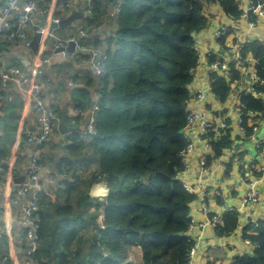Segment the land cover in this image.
I'll return each instance as SVG.
<instances>
[{
    "label": "trees",
    "instance_id": "16d2710c",
    "mask_svg": "<svg viewBox=\"0 0 264 264\" xmlns=\"http://www.w3.org/2000/svg\"><path fill=\"white\" fill-rule=\"evenodd\" d=\"M103 1L96 0L90 15L99 16ZM256 2L264 5V0ZM216 4L231 17L241 15V0L123 1L116 16V41L104 51L106 73L99 75L96 133L88 142L80 133L71 135L74 152L92 148L98 160L92 182L104 180L109 193L104 199L82 191L76 197L69 188L64 202L41 194L36 264H90L103 248L109 251L105 264L132 254H141L143 264H187L193 244L187 235L190 203L195 195L179 178L187 146L180 129L187 124L188 85L199 62L192 33L206 26L204 10ZM242 55L255 58L256 88L264 91V43L245 42ZM233 73V80L241 77L234 65ZM210 82L215 95L226 100L231 90L226 78L213 73ZM89 99L86 90L80 91L79 110L91 107ZM241 102L246 111L257 112L253 126H258L264 100L243 94ZM246 122L247 118L245 127ZM247 131L250 134L253 128ZM223 132L212 142L216 157L233 143L230 131ZM93 201L96 212L86 215L85 207ZM102 208L103 226L98 220ZM239 222L238 212H226L218 233L231 234ZM245 236L257 243V256H239L234 264H264V226L256 233L245 231Z\"/></svg>",
    "mask_w": 264,
    "mask_h": 264
},
{
    "label": "crops",
    "instance_id": "0c3cea01",
    "mask_svg": "<svg viewBox=\"0 0 264 264\" xmlns=\"http://www.w3.org/2000/svg\"><path fill=\"white\" fill-rule=\"evenodd\" d=\"M3 3L4 0H0V6ZM40 5L49 7L52 15L61 20L73 12L82 11V16L70 25L58 28L59 37L80 36L86 47L100 44L98 47L103 51L111 42L116 41L118 18L111 15L110 0L103 1L98 17L88 12L87 0H40ZM204 14L207 19L206 26L195 33L199 62L194 70L193 80L188 85L190 99L187 107L204 111L213 129L208 131L201 125L192 127L193 148L183 156L188 170L180 172L179 175L184 181L193 183L201 179L200 182L209 187L220 189L221 196L210 201L216 212L224 213L231 207L239 211L240 224L236 231L230 235H219L215 227L208 222V215L202 211L200 197L197 195L190 203V216L194 226L191 225L188 235L200 242L195 264H233L237 257L254 253L253 247L245 244L243 236V229L249 218L256 214L264 219V181L260 184L261 201L248 207L243 204L248 185L242 179L243 171L252 170L258 173L264 167V157L259 153L260 139L264 138V116L258 126H253L256 115L248 116L246 131L243 133L239 130L236 106L241 101L243 91L248 88V75L256 71L255 58L249 56L245 65H239L241 77L231 81L229 96L222 101L211 88V69L206 53L220 49L216 31L222 26L236 27V33H231L225 38V47L234 46L238 41L256 39L264 43V22L252 26L244 20L235 21L219 4L205 8ZM33 22L31 32L34 40L38 35L35 32L36 25H49V20L39 11L34 15ZM81 30H85L86 35L81 36ZM54 41V38H46L36 50L32 46H26L22 40L8 42L1 39L0 59L6 67L12 64L20 65L27 75L32 73L35 62H38L45 69L39 79L43 81L45 77H51V84H43L42 88L46 104L56 108L58 114L60 110H66L69 114L67 123L75 127L64 137L60 130L59 118L51 139L42 150L45 160L44 181L45 185L52 189L53 196L64 202L69 188H73L76 197L82 191L92 197L104 199L109 193L106 182H92V176L98 168V160L93 156L92 148L85 147L79 152H74L71 148V135L83 130L87 122L86 116L78 112L77 99L80 91L86 90L89 93V103L98 102L100 76L93 71V58L88 49L81 50L77 56L70 52L58 63L46 64L44 58H51L54 54ZM112 45L114 48V44ZM201 91H205L207 96L203 101H198L196 97ZM223 120L229 124L227 130L231 133L233 143L216 157L212 142L221 137L217 134ZM250 128H253V131L248 134L247 129ZM27 131L37 132L34 103L16 85L5 87L0 83V257H8L6 264H30L26 254L28 238L24 213L32 193L20 199L19 203L7 204L10 195L15 194L17 187L27 179L33 151V146L27 142ZM252 135H255V138ZM203 158L211 165V169L205 173L200 171ZM49 178H53V181H49ZM96 204L97 202L93 201V204L86 206L84 213H95ZM255 232L257 230L252 231Z\"/></svg>",
    "mask_w": 264,
    "mask_h": 264
},
{
    "label": "built area",
    "instance_id": "2783aa9c",
    "mask_svg": "<svg viewBox=\"0 0 264 264\" xmlns=\"http://www.w3.org/2000/svg\"><path fill=\"white\" fill-rule=\"evenodd\" d=\"M124 0H114L111 8V15L118 16L120 12V8L123 4ZM241 15L238 18H234L235 21H247L250 25L256 26L260 22H264V5L263 3H257L256 0H241ZM87 10L89 13H92L96 0H87ZM244 4V5H243ZM43 13L49 20V25L42 23L37 24L35 27V32L40 35L39 44L42 45L46 38L55 39L53 43L54 52L58 48L64 47L61 51L63 56L69 55L65 47L70 42H75L74 49L72 51L75 56L81 50L88 49L93 58L92 68L95 74L103 75L106 73V53L97 47H86L82 41H76L77 36L73 35L69 38L59 37L57 35V30L59 28V22L61 19L52 15V11L49 7H44L40 5V0H4V3L0 6V40L5 39L7 41H15L22 40L26 46L30 47L32 45V32L31 26L34 24L33 19L34 15L37 12ZM54 24V26H53ZM231 33H236V27H227L222 26L216 31V37L218 40V46L220 49L218 51H208L206 53V57L209 59V66L211 69V74L217 73L226 78L229 82V86L231 81L233 80V65L235 68L239 69V65L246 63L249 56L243 58L242 49L245 42H237L234 46L225 47V40L222 41L223 38H227V36ZM81 36L86 35L85 30H81ZM44 62L46 64H50L51 58L45 57ZM196 69V68H195ZM194 69V70H195ZM45 73V69L35 62V66L32 69V73L27 75L23 72L22 68L18 64H12L8 67L4 66L0 59V83L7 87L10 84H14L20 89H22L26 95V97L31 100L36 109L37 114V132L34 133L32 131H27V142L33 146V151L29 161L28 167V175L27 179L23 181L16 189V193L10 195L7 204H16L19 203L20 199L27 197L30 193L31 197H29L27 201V205L24 213V224H25V232L28 238V246L26 247L27 260L30 264H36L34 254L40 247V233H39V220L40 216L38 215L39 210V200L41 194H45L48 196H53V191L45 185L44 181V165L45 160L43 159L42 150L47 142L51 139L53 135V131L55 125L59 121V114L56 108L48 106L45 102L42 88L43 84H51V77H45L43 81L39 79L40 75ZM194 75V72H193ZM259 78L257 77L256 71H253L248 75V88L243 91V94H252L255 97L262 98L264 97V91H259L256 88V84L258 83ZM215 94V93H214ZM207 96L205 91H201L198 93L196 99L198 101H203ZM189 101V100H188ZM187 101V103H188ZM186 103V113H187V124L184 128V135L187 141L186 150L183 153V156L193 148V140L191 135L193 134L192 127L195 125H201L206 130H211L212 123L209 121L206 113L202 110L192 109L187 107ZM99 103L93 102L91 107L87 110H79L78 112L81 115L86 116L87 122L86 126L83 130L79 131L80 136L83 139L90 140L94 134L96 133V115L99 110ZM237 117L236 120L239 125V130L241 132L246 131L245 121L248 116L257 115L256 111L248 110L246 111V106L240 101L236 106ZM229 124L226 120L220 124V131H218L219 136L224 135L223 130L227 129ZM255 138V135H252ZM217 139V138H215ZM212 141V140H211ZM260 149L259 153L262 157H264V138L260 139ZM184 168L180 172H186L188 170L187 164L184 162ZM211 169V165L208 164L206 158H203L200 164V171L205 173ZM180 174V173H179ZM179 178H182L179 175ZM242 179L248 185V188L245 193V198L243 200V204L250 207L253 204H258L261 201V190L260 184L264 181V167L260 170V172H250L243 171ZM49 181H53V178H49ZM200 182L201 179H198ZM184 186L188 191L193 193L195 197L198 195L201 201V209L202 211L208 215V222L218 230L220 225L224 223V215L229 211H239L231 207L224 213L216 212L211 206L210 201L221 196V191L217 187H209L206 183L203 182H188L182 180ZM104 208V205H103ZM102 210L99 213L98 220L100 224L103 226V220L105 216V210ZM240 215V214H239ZM254 215V214H253ZM191 217V216H190ZM194 221L191 218V223L189 228L193 225ZM240 224V222H239ZM250 225L251 229L246 230V226ZM243 229V236L245 244L252 246L255 253V248L257 247V243L254 242L250 237L245 236V231L247 233H252L253 230H257L259 227L264 226V219L258 217V215H254L250 217L248 223ZM239 227V225H238ZM237 227V228H238ZM188 228V230H189ZM236 228V229H237ZM187 230V235H188ZM236 231V230H235ZM233 231L231 234H233ZM256 233V232H255ZM219 234V233H218ZM220 235V234H219ZM230 235V234H228ZM189 236V235H188ZM1 237V236H0ZM190 237V236H189ZM191 239V238H190ZM193 244L189 250L188 261L187 264H195V258L199 250L200 242L197 239H191ZM245 254V255H253ZM243 256V255H242ZM109 257V251L106 248H103L102 255L96 259L93 263L90 264H105L104 261ZM237 259V258H236ZM8 261V257H3L0 260V264H6ZM236 261V260H235ZM233 262V264L235 263ZM113 264H143L141 260V254L130 255L127 259L117 261ZM212 264H219L218 262H214Z\"/></svg>",
    "mask_w": 264,
    "mask_h": 264
},
{
    "label": "water",
    "instance_id": "95a60500",
    "mask_svg": "<svg viewBox=\"0 0 264 264\" xmlns=\"http://www.w3.org/2000/svg\"><path fill=\"white\" fill-rule=\"evenodd\" d=\"M110 1H111V3L114 2V0H110ZM81 12H73L68 17L62 19L59 22V27H65L66 25H70L76 18H79L82 16L83 13H81ZM53 26H54V24H53ZM192 36L195 37V33H192ZM39 40H40V35H37L34 38L32 45H31L36 50H37L38 45H39ZM80 40H81V37L77 36L76 41H80ZM74 46H75V42H70L67 45V47H65V49L68 52H72V51H75ZM63 49H64V47L58 48L57 50H55L54 54L51 57V63H58L59 61H61L64 58L63 54L61 53V51ZM185 106H186V104H185ZM59 116H60V130L63 133V136L65 137V135L67 133H69L70 131H73L75 127H72L67 123L69 114L66 110H63V109L60 110ZM180 133H184V128L180 129ZM181 234L182 233L180 232L179 235H181ZM253 256H257V254L254 253Z\"/></svg>",
    "mask_w": 264,
    "mask_h": 264
}]
</instances>
